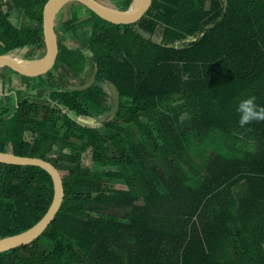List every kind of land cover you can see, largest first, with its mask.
<instances>
[{"label": "trees", "instance_id": "1", "mask_svg": "<svg viewBox=\"0 0 264 264\" xmlns=\"http://www.w3.org/2000/svg\"><path fill=\"white\" fill-rule=\"evenodd\" d=\"M48 1L0 0V55L44 56ZM88 12L55 29L48 73L0 72V152L52 163L65 194L0 264H264V121L240 127L236 112L250 95L264 106V0H151L131 24ZM53 196L42 168L0 163V239Z\"/></svg>", "mask_w": 264, "mask_h": 264}, {"label": "water", "instance_id": "2", "mask_svg": "<svg viewBox=\"0 0 264 264\" xmlns=\"http://www.w3.org/2000/svg\"><path fill=\"white\" fill-rule=\"evenodd\" d=\"M71 3H79L88 10L97 14L100 18L114 24H131L140 20L151 0H140L138 5L133 8L135 0L127 10H118L104 5L98 0H49L44 8V56L37 60H27L9 53L0 55V70L4 67L12 68L25 76H40L53 69L59 53L58 36L55 30L56 17L60 11ZM29 62V64L27 63ZM98 68L96 67L89 81L80 86H69L72 91H84L93 86L96 82ZM115 100L110 120L113 119L120 109V93L114 85H110ZM0 163L18 166H37L49 173L54 184V196L50 208L44 217L32 228L17 235L0 239V253L10 251L20 246L29 245L38 239L54 220L60 210L64 200V185L62 177L56 167L41 158L22 157L12 152H0Z\"/></svg>", "mask_w": 264, "mask_h": 264}, {"label": "clouds", "instance_id": "3", "mask_svg": "<svg viewBox=\"0 0 264 264\" xmlns=\"http://www.w3.org/2000/svg\"><path fill=\"white\" fill-rule=\"evenodd\" d=\"M236 112L239 114L240 127H244L252 121H264V106L256 103L254 95L240 100L236 106Z\"/></svg>", "mask_w": 264, "mask_h": 264}, {"label": "rangeland", "instance_id": "4", "mask_svg": "<svg viewBox=\"0 0 264 264\" xmlns=\"http://www.w3.org/2000/svg\"><path fill=\"white\" fill-rule=\"evenodd\" d=\"M87 11H86V9L85 8H83V7H81L80 5H78V4H74V3H71V4H68L59 14H58V16H57V21H56V27H58L57 29H58V31L60 30V28H61V23L62 22H64V21H66L67 20V18H70L71 17V15H72V13H75V14H85ZM71 43H73V42H71ZM44 51H45V49H43V50H40L39 51V53H38V55H40V54H42V53H44ZM25 54L27 55L28 53L26 52V51H23L22 53L21 52H19V53H17V56L18 57H21V58H24V59H27L26 58V56H25ZM38 59V58H37ZM27 60H29V59H27ZM33 60H36V59H33ZM74 86V85H73ZM108 88L109 89H111V87H110V85L108 86ZM4 88H2L1 86H0V93L2 94H4L5 93V89L3 90ZM10 90H12V89H10ZM8 93V92H7ZM0 94V95H1ZM6 94V93H5ZM153 157L156 159V162H158L159 164H162V160H161V158L159 157V154L158 153H156V152H153ZM110 187H112V188H115V189H117V188H120V186L119 185H114V186H110Z\"/></svg>", "mask_w": 264, "mask_h": 264}, {"label": "flooded vegetation", "instance_id": "5", "mask_svg": "<svg viewBox=\"0 0 264 264\" xmlns=\"http://www.w3.org/2000/svg\"><path fill=\"white\" fill-rule=\"evenodd\" d=\"M74 4H78V5H80L81 7H83V8H85L84 6H82L81 4H79V3H74ZM86 9V13L85 14H78V15H81V16H88V14H89V12H88V9L87 8H85ZM55 29H57V27H55ZM57 36H58V41H60V39H61V36H59V34H57ZM72 42V40H69V39H66L65 38V40H64V43H71ZM72 44V43H71ZM44 49H45V47H44ZM45 52V51H44ZM24 59V58H23ZM37 60V59H36ZM31 61H33V60H31ZM2 71V69L0 70V72ZM91 78V77H90ZM89 78V79H90ZM89 81V80H88ZM87 81V82H88ZM87 82H85V83H87ZM85 83H81V82H76V85H74V86H80V85H83V84H85ZM3 94V93H2Z\"/></svg>", "mask_w": 264, "mask_h": 264}, {"label": "bare ground", "instance_id": "6", "mask_svg": "<svg viewBox=\"0 0 264 264\" xmlns=\"http://www.w3.org/2000/svg\"><path fill=\"white\" fill-rule=\"evenodd\" d=\"M139 1H140V0H135V3H134V5H133V8H135V7L138 5ZM30 61H31V60H30ZM27 63L29 64V62H27Z\"/></svg>", "mask_w": 264, "mask_h": 264}]
</instances>
